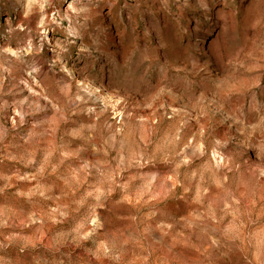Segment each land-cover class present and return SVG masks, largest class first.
I'll return each mask as SVG.
<instances>
[{
    "label": "rangeland",
    "instance_id": "obj_1",
    "mask_svg": "<svg viewBox=\"0 0 264 264\" xmlns=\"http://www.w3.org/2000/svg\"><path fill=\"white\" fill-rule=\"evenodd\" d=\"M98 238L106 264L264 262V0H0V264H96Z\"/></svg>",
    "mask_w": 264,
    "mask_h": 264
},
{
    "label": "clouds",
    "instance_id": "obj_2",
    "mask_svg": "<svg viewBox=\"0 0 264 264\" xmlns=\"http://www.w3.org/2000/svg\"><path fill=\"white\" fill-rule=\"evenodd\" d=\"M233 86H234L233 79L227 75L222 76L221 79L217 80L213 84V87L218 91V93L223 95H226ZM153 123H156V121L154 120ZM140 143L141 144L144 143L143 139L140 140ZM121 163H123L122 156L117 163V167H119ZM193 175H195V172H193ZM116 178L121 180L123 179L120 172L116 173ZM80 183L83 184L84 182L81 181ZM115 186L121 188L124 187L123 184H116ZM185 191H187V189H185ZM205 191H207V189H205ZM96 193H97V186L86 187L84 189V195L92 197L94 200H97V202L92 205L90 212L86 216L73 218V223L75 224V228L73 230L75 231L79 229H84L83 231L78 232L80 239H85L88 236H91L93 233H96L102 227L98 213L100 211H103L104 205L98 202V197ZM112 193H113V188L111 186L108 187L107 189H105L102 186L99 187V196H105V195L110 196L112 195ZM73 194H75V190H73ZM153 198L154 195L152 189L146 188L142 192L128 194L126 202L130 204L132 203L138 204L141 201H144L145 203H147ZM221 212H223V209H221ZM67 215L68 213L62 214V216H67ZM205 218L208 219L213 224L218 222L216 215L211 212L206 213ZM220 219H223L222 215L220 216ZM53 223H57V222L53 221ZM239 227L240 229H243L245 227L242 221L239 223ZM260 242H261L260 240H257V244H259ZM92 258L96 261V264H106V261L112 258V249L103 238L97 239L95 249L92 252ZM252 258L256 262V264H264V262L260 261L255 248L252 251ZM13 264H28V262L27 261L21 262L19 259H16L13 262Z\"/></svg>",
    "mask_w": 264,
    "mask_h": 264
}]
</instances>
